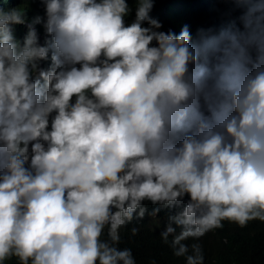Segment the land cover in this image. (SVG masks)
<instances>
[{"label":"clouds","instance_id":"9594fccd","mask_svg":"<svg viewBox=\"0 0 264 264\" xmlns=\"http://www.w3.org/2000/svg\"><path fill=\"white\" fill-rule=\"evenodd\" d=\"M39 4L0 8V264H136L120 230L162 209L203 264L189 238L264 221V0L195 38L154 0Z\"/></svg>","mask_w":264,"mask_h":264},{"label":"trees","instance_id":"16d2710c","mask_svg":"<svg viewBox=\"0 0 264 264\" xmlns=\"http://www.w3.org/2000/svg\"><path fill=\"white\" fill-rule=\"evenodd\" d=\"M132 0H129L131 3ZM29 4L28 16L41 13L39 0H0V8ZM150 15L162 23V29L176 32L188 24L193 38L198 29H219L239 15L233 10L231 0H154ZM134 17V13L129 19ZM23 25L15 28L16 35L24 34ZM149 212L155 207L145 202ZM167 209H162L156 216L145 215L142 220H133L121 228V248H130L136 264H186L184 257H175L172 249L160 238V232L167 224ZM138 228L133 234L131 229ZM179 231V229H177ZM185 243H199L204 253L203 264H264V221L252 220L240 226L224 221L223 227L214 229L194 240ZM5 264H18L15 258Z\"/></svg>","mask_w":264,"mask_h":264}]
</instances>
